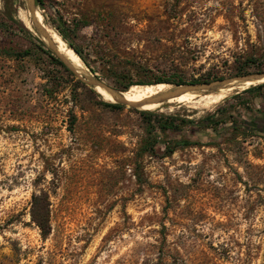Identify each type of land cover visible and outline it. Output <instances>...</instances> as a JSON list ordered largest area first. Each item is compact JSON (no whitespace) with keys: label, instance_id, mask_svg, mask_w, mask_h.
<instances>
[{"label":"rangeland","instance_id":"obj_1","mask_svg":"<svg viewBox=\"0 0 264 264\" xmlns=\"http://www.w3.org/2000/svg\"><path fill=\"white\" fill-rule=\"evenodd\" d=\"M35 21L67 29L81 72ZM259 74L264 0H0V264H264V82L151 117L88 83ZM34 194L50 202L47 236Z\"/></svg>","mask_w":264,"mask_h":264},{"label":"bare ground","instance_id":"obj_2","mask_svg":"<svg viewBox=\"0 0 264 264\" xmlns=\"http://www.w3.org/2000/svg\"><path fill=\"white\" fill-rule=\"evenodd\" d=\"M36 16L39 19H41V17H42L40 12H37ZM43 25H44V22H43ZM49 29H50V27H49ZM43 38L48 43V45L51 44V41L54 42L55 44H57L56 49L59 51V53H61L63 56H65L66 59L69 60V62L71 61V63L73 64V67L78 72L82 71L83 63H82L81 57L77 54V52H75L74 49H72L66 43L65 39L61 35H59L55 31L51 30L50 36L49 37L44 36ZM260 82H264V78L251 79V80H246V81L234 80L230 84H228L227 86H223V87L219 88L216 92L206 93L202 90L201 91H188L186 93H183L180 96L169 99L168 103L203 102L205 105H208V104L212 105V104L218 103L221 100H223L224 98H226L229 93H231L232 91H234L237 88H246V87H249V86L254 85L256 83H260ZM179 87L180 86L174 87V86H171V85L165 84V83H158V84L147 83V85H138V83H137V84L132 85L129 89H127L124 92L123 98L129 102H144L156 94L165 93L167 91H171L172 89H178ZM95 89L102 95V97L105 100H108L111 102L115 101V99L113 98L111 93H109L105 88H103L101 86H97ZM156 104L157 103H145V104L141 105V108L144 110H151ZM161 106H162V103H159L158 107H161ZM192 106H194V105H192Z\"/></svg>","mask_w":264,"mask_h":264},{"label":"trees","instance_id":"obj_3","mask_svg":"<svg viewBox=\"0 0 264 264\" xmlns=\"http://www.w3.org/2000/svg\"><path fill=\"white\" fill-rule=\"evenodd\" d=\"M36 5L41 6L42 8L45 9L46 6V0H35ZM56 28L58 29L59 33L62 35V37L65 39V41L69 44V46L75 50V52H77V54L84 60V55L83 52L81 51V49H79V47H77V45L70 39L67 29L61 27V25H56ZM39 43L41 44V46H43V49L47 52V54H49L50 57L57 59L60 63H62L67 70H69L67 68V66L65 65V63L63 61H61L57 55L50 49L47 47V45L41 40L39 39ZM7 54L8 55H14V56H24L25 54H28V51H17L14 49H8L7 50ZM248 63H255L256 61L254 59H248L247 60ZM93 73H96V71L93 70ZM154 83H160V82H171V83H175L177 85L182 84L184 81L182 80H170V79H166L164 77H158L157 79H155L153 81ZM133 85V83H128L127 85H125L124 90H126L129 86ZM264 85V83L259 84L258 87ZM254 88V87H253ZM251 89V88H250ZM108 106L111 107H115V106H119V104L117 103H105ZM145 116H149L151 117L153 115V113L151 111H143L142 112ZM214 116V115H212ZM169 126H164L163 128H168ZM154 127L151 128L150 130V134H152V132L154 131ZM146 145H148L146 147V149L149 148H153L154 147V143H152L150 141V137L147 139ZM183 144H190L189 141H186V143ZM172 152V151H171ZM138 177L140 178V175H138ZM49 199L46 195L44 194H34L33 195V200H32V209H31V215L33 220L39 225V227L42 229V232L44 234V236H47L50 233V209H49Z\"/></svg>","mask_w":264,"mask_h":264},{"label":"water","instance_id":"obj_4","mask_svg":"<svg viewBox=\"0 0 264 264\" xmlns=\"http://www.w3.org/2000/svg\"><path fill=\"white\" fill-rule=\"evenodd\" d=\"M28 4L30 6V8L33 10V12H35V7H36V3L35 0H27ZM35 26L38 29V31L40 32V34L44 37V36H50V33L41 25L39 24V22L35 21ZM51 41V40H50ZM55 52L56 54H58V56L70 67H73V64L71 63V61L69 62V60L66 59L65 56H63L61 53H59V51L56 49L57 48V44H55L54 42L51 41V44L49 45ZM78 72V71H77ZM264 78V74H259V75H248V76H244L240 79H238L237 81H246V80H251V79H261ZM232 81L229 82H225L222 83V85L228 83L230 84ZM88 83L93 86V87H97V86H101L103 88H105L109 93H111V95L113 96V98L115 99V101H119L122 103H126L129 105H132L134 107H141V105L145 104V103H164V102H168L169 99L177 97L182 95L183 93H186L188 91H213L215 89H219L221 87H219L218 85L220 84H198V85H178L180 86L178 89H172L171 91H167L165 93H160V94H156L153 97L149 98L147 101L144 102H129L127 100H125L123 98V94L124 92L129 89L127 88L126 90H117L113 87H111L110 85L104 83L103 81H100L96 78H90L88 79ZM227 85V84H226Z\"/></svg>","mask_w":264,"mask_h":264}]
</instances>
